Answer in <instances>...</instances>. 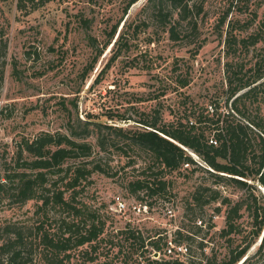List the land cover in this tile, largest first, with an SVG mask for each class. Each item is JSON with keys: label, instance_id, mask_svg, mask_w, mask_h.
Returning <instances> with one entry per match:
<instances>
[{"label": "rangeland", "instance_id": "374dc122", "mask_svg": "<svg viewBox=\"0 0 264 264\" xmlns=\"http://www.w3.org/2000/svg\"><path fill=\"white\" fill-rule=\"evenodd\" d=\"M230 1L201 0L204 11L200 35L190 37L194 42H189L190 38L172 40L169 32L144 9L146 0L133 4L127 14V0H50L29 12L20 11L17 0H0V35L7 41L6 55L0 57V68L5 60L0 88V179L15 169L37 172L21 165L24 160L18 157L21 143L43 131L66 132L67 123L78 117H90L101 123L109 141L107 150L102 151L96 132L87 138L93 146V154L86 160L91 161L88 167L99 163L107 172L95 171L83 180L76 188L75 198L79 206L97 211L100 221L105 223L103 239L96 252L90 253L88 244L73 250L66 264H134L133 257L142 249L126 240L125 232H120L127 228L136 229L145 237H162V241L174 239L175 232L181 230L187 236L182 244L189 247L196 264H203L200 259L211 253L226 257L232 247L252 237V217L246 207L237 219L238 231L224 235L222 230L230 206L221 199L200 205L194 198L200 183L220 189L223 196L231 198L232 205L237 200H246L249 191L227 184L217 186L208 173L195 170L196 165L158 174L170 183L165 191L133 193L132 181L154 175L159 167L146 170L154 162L153 155L129 145L122 135L110 134L105 126L129 131L141 127L140 119L158 115L166 123L180 117L186 121L187 116L195 121L193 112L206 111L210 105L215 108L217 102L219 112L227 111L226 61L244 63L247 70L264 46L262 40L255 46L239 48L236 54H227L224 38L215 24ZM244 3L247 6L243 12H234L230 18L247 21L255 9L257 18L247 31H237L241 37L257 30L264 16V0H243ZM84 19L90 21L88 25ZM144 20L148 25L143 24ZM116 23H120L119 30H126L130 49L108 66L113 39L94 62L98 50L91 43L102 48ZM137 25L140 27L136 33ZM99 73L101 76L95 82ZM180 75L189 78L187 86L178 83ZM247 115L264 119V92L247 102ZM190 153L201 162L195 153ZM28 156L25 152L24 158ZM73 191H67L66 198ZM253 193L260 202V198L264 200L263 187L258 185ZM210 196V192L202 193V199ZM119 198L125 202L122 210L118 207ZM41 203L40 198L21 203L17 196L0 192V241L7 237L6 226L10 223L24 226L26 231L31 229L35 264H46L45 254H49L36 234L37 225L44 221L51 227L60 215L69 220L74 217L59 208L52 209L47 217L42 210L38 211ZM199 241H204L203 250ZM259 242L257 239L248 254L256 252ZM149 250L152 253L144 252L145 256L154 259L174 256L164 251L155 254L159 251L152 247ZM189 255L188 252L179 257L188 260ZM91 256L96 259L89 260ZM138 259L145 264V259Z\"/></svg>", "mask_w": 264, "mask_h": 264}, {"label": "trees", "instance_id": "16d2710c", "mask_svg": "<svg viewBox=\"0 0 264 264\" xmlns=\"http://www.w3.org/2000/svg\"><path fill=\"white\" fill-rule=\"evenodd\" d=\"M50 0H17L20 11L29 12L45 5ZM91 1V0H89ZM139 0H127L125 13ZM243 0H231L224 11L219 15L215 29L224 38L227 46V54L236 52L239 48H249L264 40V16L253 33L247 37H241L237 31H247L253 21L257 18V11L247 21L232 19L230 15L234 12L241 13L246 7ZM247 2V0H246ZM144 9H148L154 21L169 32L172 40H186L190 37L200 35L201 14L204 5L201 0H146ZM88 25L89 20L84 19ZM143 24L148 25L144 20ZM120 23H116L108 33V40L102 48H97L94 62L102 55L104 49L113 39L112 56L108 66L115 62L121 55L130 49L129 38L126 30H119ZM125 27V24L124 26ZM122 27V28H123ZM140 25L136 27V33ZM190 38L189 42H194ZM7 41L0 35V57L6 55ZM0 68V88L4 76L5 60ZM91 70L93 66L91 65ZM246 64L227 60L225 63V77L227 81V111L219 112L216 103L215 108L210 105L206 111L193 112L192 117L187 116L186 121L181 117L174 122H162L161 116L140 119L141 127L131 130H123L121 127L105 125L109 133L122 135L129 141V145L150 152L154 159L153 163L146 167L159 170L139 178L131 183V191L137 193L139 190H147L150 194H156L168 187L170 184L163 175L164 171H177L184 165H196L195 170L202 169L214 180V184L233 185L249 191L246 200H237L232 205L228 196H223L220 189L205 183H200L194 191L196 204H206L212 201L222 200L223 204L230 207L226 214V227L222 230L224 235H230L238 231L237 219L241 217L242 208L250 211L252 225L249 240L238 244L229 250L226 257L219 258L216 253L204 255L200 261L203 264H264V200L261 202L253 193L258 190V185L264 188V119H256L247 115V102L252 98L256 100L258 95L264 92V46L257 54L256 61L247 69ZM102 72V71H101ZM100 72V73H101ZM96 76L95 82L99 80ZM178 83L185 87L189 84L188 77L179 76ZM212 112V115L210 114ZM216 116V118H214ZM113 119V117H110ZM126 119V117H121ZM102 124L93 121L90 117H78L76 121H69L66 132L43 131L34 138L24 140L19 149L18 157L24 159L22 166L35 171L11 170L0 179V192L17 196L21 203L40 198L42 210L45 216L53 212L52 209L67 210L74 217L67 219L59 216L54 224L48 227L44 221L40 222L36 234L43 243L49 254H45L46 264H66L72 257V251L88 244L90 253L98 250V244L103 239L105 223L100 221L97 211H89L86 207L79 206L75 201L78 191L76 188L83 180H87L95 171L107 172L101 164L96 163L88 167L91 161H86L93 154L92 143L87 138L97 133V141L102 151L107 150L109 141L103 134ZM114 143V141H113ZM195 153L201 162L195 160L190 152ZM28 158H24V153ZM72 161V162H70ZM19 161H17V164ZM157 164V165H155ZM51 176V178H49ZM150 176V179H149ZM49 185V186H48ZM74 189L70 198H66L67 191ZM210 192L208 199H202L203 192ZM38 193H42L38 196ZM220 211V208H217ZM55 217V215H53ZM47 226V227H46ZM8 233L0 241V264H35V249L32 247L31 229L10 223L6 226ZM119 232V231H118ZM125 239L132 244H138L142 249L137 252L134 262L141 264L138 258L145 259V264H196L192 260L189 249V259L183 260L176 257L154 259L151 255L145 256L144 252L152 253L149 247L167 255L166 247L169 241L180 245L183 237H187L181 230L175 232L174 239L163 240V238L145 237L133 228H127ZM260 239L259 247L253 254H248L252 245ZM201 250L204 241L198 242ZM31 245V246H29ZM137 250H140L137 248ZM88 252V251H87ZM96 257L91 256L89 260L94 261ZM137 260V261H136ZM134 263V264H135ZM123 264V263H121ZM144 264V263H143Z\"/></svg>", "mask_w": 264, "mask_h": 264}, {"label": "built area", "instance_id": "2783aa9c", "mask_svg": "<svg viewBox=\"0 0 264 264\" xmlns=\"http://www.w3.org/2000/svg\"><path fill=\"white\" fill-rule=\"evenodd\" d=\"M117 203H118V207L120 210H122L125 207V202L122 201L120 198L117 200ZM188 248L189 247H187L183 244H180V245L175 244L174 245L171 241H169V245L166 247V251H167L166 253H167V255H170V256L174 255L173 257L180 258L179 255L188 254V252H189ZM159 254H160V252L158 253V255Z\"/></svg>", "mask_w": 264, "mask_h": 264}, {"label": "water", "instance_id": "95a60500", "mask_svg": "<svg viewBox=\"0 0 264 264\" xmlns=\"http://www.w3.org/2000/svg\"><path fill=\"white\" fill-rule=\"evenodd\" d=\"M155 254H158V253H155Z\"/></svg>", "mask_w": 264, "mask_h": 264}]
</instances>
